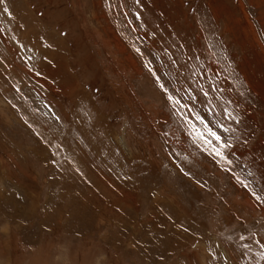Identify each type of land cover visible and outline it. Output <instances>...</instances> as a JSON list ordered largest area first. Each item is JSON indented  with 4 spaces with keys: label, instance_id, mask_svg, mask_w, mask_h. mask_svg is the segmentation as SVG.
Masks as SVG:
<instances>
[{
    "label": "rangeland",
    "instance_id": "rangeland-1",
    "mask_svg": "<svg viewBox=\"0 0 264 264\" xmlns=\"http://www.w3.org/2000/svg\"><path fill=\"white\" fill-rule=\"evenodd\" d=\"M253 194L264 0L0 5V264H264Z\"/></svg>",
    "mask_w": 264,
    "mask_h": 264
},
{
    "label": "snow or ice",
    "instance_id": "snow-or-ice-1",
    "mask_svg": "<svg viewBox=\"0 0 264 264\" xmlns=\"http://www.w3.org/2000/svg\"><path fill=\"white\" fill-rule=\"evenodd\" d=\"M6 3V0H0V5H4ZM3 12L6 14H10V10L7 7L3 8ZM139 51V50H138ZM31 59V58H29ZM31 71V69H30ZM149 71H152L151 69H149ZM34 74L39 77L41 76V73L39 72V70L37 69ZM163 87V86H161ZM208 93L205 92L204 96L207 97ZM168 102L169 104H173L175 103L177 105V107H179L182 111L191 113V112H195L196 108L194 107L195 104V100L192 101V105H189L188 103L183 102L178 96H173V95H168L167 96ZM213 115V117L215 118V113H211ZM224 118L231 121L233 120V117L231 116L230 113H228L225 110L224 113ZM190 120H195L197 125L202 124L204 126V129H206V131H201L198 139L203 141V146H201V151L210 154V155H214L217 160H221V161H225L228 164V168L227 169H223L229 173H231L233 171L232 169V161L230 160L229 156V149H231L233 147V145L231 143H228L216 130L215 127L208 122L205 118H202L199 116V114H197L196 117H189ZM219 127L221 129V131H225L227 130L225 128V126L223 124H219ZM51 146V145H49ZM209 146L212 147L213 151L208 152V148ZM59 147V146H57ZM188 174V173H186ZM193 179H195V177H192ZM246 187V185H245ZM254 198L257 200L258 203L264 204V199H262L260 196H256L255 194ZM241 240L244 239V237L240 238Z\"/></svg>",
    "mask_w": 264,
    "mask_h": 264
}]
</instances>
